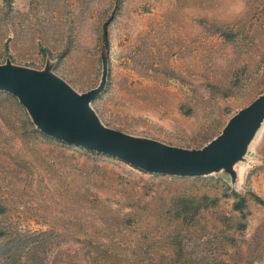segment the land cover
<instances>
[{"label": "rangeland", "instance_id": "obj_1", "mask_svg": "<svg viewBox=\"0 0 264 264\" xmlns=\"http://www.w3.org/2000/svg\"><path fill=\"white\" fill-rule=\"evenodd\" d=\"M0 67L200 148L264 93V0H0ZM0 264H264V119L232 171L173 173L50 135L0 89Z\"/></svg>", "mask_w": 264, "mask_h": 264}, {"label": "water", "instance_id": "obj_2", "mask_svg": "<svg viewBox=\"0 0 264 264\" xmlns=\"http://www.w3.org/2000/svg\"><path fill=\"white\" fill-rule=\"evenodd\" d=\"M0 89L15 94L45 132L64 141L115 155L132 165L173 173L232 171L264 119V93L229 118L222 130L200 148L163 147L86 118L83 109L98 87L70 95L56 81L0 67Z\"/></svg>", "mask_w": 264, "mask_h": 264}, {"label": "bare ground", "instance_id": "obj_3", "mask_svg": "<svg viewBox=\"0 0 264 264\" xmlns=\"http://www.w3.org/2000/svg\"><path fill=\"white\" fill-rule=\"evenodd\" d=\"M83 114L86 118H90V111L88 109V106H85L84 109H83Z\"/></svg>", "mask_w": 264, "mask_h": 264}, {"label": "trees", "instance_id": "obj_4", "mask_svg": "<svg viewBox=\"0 0 264 264\" xmlns=\"http://www.w3.org/2000/svg\"><path fill=\"white\" fill-rule=\"evenodd\" d=\"M243 203H244V198L241 197V198L239 199V203H238L239 205H238V206H240V205L243 204Z\"/></svg>", "mask_w": 264, "mask_h": 264}]
</instances>
